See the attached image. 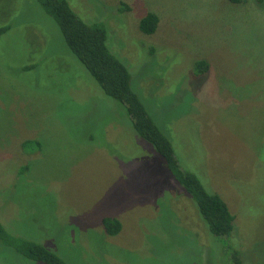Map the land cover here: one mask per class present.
I'll return each instance as SVG.
<instances>
[{"label": "rangeland", "instance_id": "obj_1", "mask_svg": "<svg viewBox=\"0 0 264 264\" xmlns=\"http://www.w3.org/2000/svg\"><path fill=\"white\" fill-rule=\"evenodd\" d=\"M252 1L69 0L86 21L104 7L108 44L126 61L181 166L228 203L231 244L244 264H264V1ZM148 11L159 15L151 34L139 28ZM4 24V226L68 262L232 264L224 238L208 230L125 104L104 92L38 1L0 0ZM201 58L210 69L199 74ZM26 139L32 143L24 148ZM105 215L121 220L117 234L105 232ZM0 264L47 263L0 242Z\"/></svg>", "mask_w": 264, "mask_h": 264}, {"label": "trees", "instance_id": "obj_2", "mask_svg": "<svg viewBox=\"0 0 264 264\" xmlns=\"http://www.w3.org/2000/svg\"><path fill=\"white\" fill-rule=\"evenodd\" d=\"M37 1L58 25L65 43L100 84L104 92L125 104L138 134L152 143L164 158L168 169V171L164 169L166 174L171 175L185 192L192 195L201 219L208 230L224 238V247L230 251L232 264H244L241 249L233 246L230 239L231 235L233 236L235 225L234 213L219 193L209 191L195 172L181 166L171 138L153 117L139 93L133 88L132 74L126 61H123L117 55L118 53L112 51L108 44L110 29L107 27V23L102 20L103 18H99L105 14L101 10V8L104 10V7L101 6L94 16L88 17L93 20L86 21L73 9L69 0ZM230 1L241 2L244 0ZM254 1L258 3L264 0ZM256 2L253 3L257 5ZM123 9L126 8L123 7ZM158 23L159 15L154 11H148L140 18L139 28L142 32L151 34L157 29ZM8 28L9 24L0 25V33ZM34 65L35 63H31L28 66ZM195 68L199 74L206 73L210 69V63L206 59H197ZM138 87L140 88L139 84ZM31 143V139H26L22 142V146L26 148ZM26 168L27 166L23 167L24 170ZM101 223L105 232L110 235L117 234L122 228L121 220L113 215L103 216ZM0 242L26 257L47 264H86L76 260L68 262V259L57 251L38 240L17 234L12 228L5 227L1 221ZM49 243L54 244L51 241Z\"/></svg>", "mask_w": 264, "mask_h": 264}]
</instances>
